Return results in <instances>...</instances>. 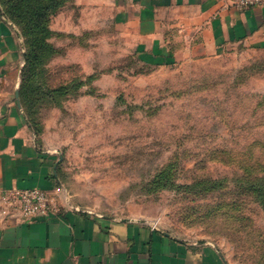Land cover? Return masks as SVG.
I'll return each instance as SVG.
<instances>
[{
	"label": "rangeland",
	"instance_id": "1",
	"mask_svg": "<svg viewBox=\"0 0 264 264\" xmlns=\"http://www.w3.org/2000/svg\"><path fill=\"white\" fill-rule=\"evenodd\" d=\"M33 2L0 0L24 44L21 106L18 16ZM76 12L65 0L50 17V51L25 99L69 202L215 245L227 264H264V53L155 63L120 26L93 29Z\"/></svg>",
	"mask_w": 264,
	"mask_h": 264
},
{
	"label": "crops",
	"instance_id": "2",
	"mask_svg": "<svg viewBox=\"0 0 264 264\" xmlns=\"http://www.w3.org/2000/svg\"><path fill=\"white\" fill-rule=\"evenodd\" d=\"M75 6L73 21L120 26L155 63L242 48L264 53V7L243 10L235 0H75ZM23 59L19 32L0 16V264H227L215 245L68 203L56 152L39 145L17 97ZM14 188L48 191L59 213L32 220L13 213L4 194Z\"/></svg>",
	"mask_w": 264,
	"mask_h": 264
},
{
	"label": "trees",
	"instance_id": "3",
	"mask_svg": "<svg viewBox=\"0 0 264 264\" xmlns=\"http://www.w3.org/2000/svg\"><path fill=\"white\" fill-rule=\"evenodd\" d=\"M32 6L22 9L18 18L25 21L22 33L25 38L27 49V63L23 73V82L21 86L22 107L25 110L28 123L31 121L26 107V93L32 77L42 68L44 60L49 53V44L47 39L50 32L48 22L50 17L64 4L65 0H34ZM28 4V2L26 1ZM12 19H16L12 13H9ZM21 20V19H20Z\"/></svg>",
	"mask_w": 264,
	"mask_h": 264
},
{
	"label": "built area",
	"instance_id": "4",
	"mask_svg": "<svg viewBox=\"0 0 264 264\" xmlns=\"http://www.w3.org/2000/svg\"><path fill=\"white\" fill-rule=\"evenodd\" d=\"M239 9L264 7V0H235ZM4 201L10 210L26 220L50 218L60 211L58 200L48 191L33 189H11L4 194Z\"/></svg>",
	"mask_w": 264,
	"mask_h": 264
},
{
	"label": "water",
	"instance_id": "5",
	"mask_svg": "<svg viewBox=\"0 0 264 264\" xmlns=\"http://www.w3.org/2000/svg\"><path fill=\"white\" fill-rule=\"evenodd\" d=\"M17 97L19 98V96L17 95ZM68 203L72 206V203H70L69 201H68ZM79 210V209H78Z\"/></svg>",
	"mask_w": 264,
	"mask_h": 264
}]
</instances>
